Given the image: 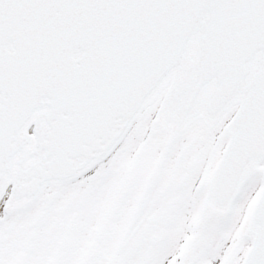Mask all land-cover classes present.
Segmentation results:
<instances>
[{"label": "snow or ice", "instance_id": "1", "mask_svg": "<svg viewBox=\"0 0 264 264\" xmlns=\"http://www.w3.org/2000/svg\"><path fill=\"white\" fill-rule=\"evenodd\" d=\"M0 264H264V0H0Z\"/></svg>", "mask_w": 264, "mask_h": 264}]
</instances>
